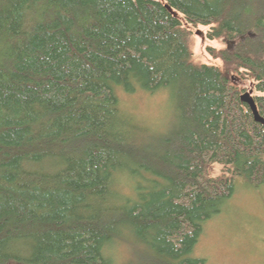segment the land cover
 I'll return each instance as SVG.
<instances>
[{
	"label": "trees",
	"instance_id": "trees-1",
	"mask_svg": "<svg viewBox=\"0 0 264 264\" xmlns=\"http://www.w3.org/2000/svg\"><path fill=\"white\" fill-rule=\"evenodd\" d=\"M247 87L264 119V0H0V264H207L203 224L264 184ZM163 89L162 131L117 95Z\"/></svg>",
	"mask_w": 264,
	"mask_h": 264
},
{
	"label": "rangeland",
	"instance_id": "rangeland-1",
	"mask_svg": "<svg viewBox=\"0 0 264 264\" xmlns=\"http://www.w3.org/2000/svg\"><path fill=\"white\" fill-rule=\"evenodd\" d=\"M197 30L191 36L193 60L221 66L206 47L223 44L206 37L207 26ZM248 90L247 87L245 91ZM251 94H255L253 90ZM117 95L128 103L130 112L142 125L154 131H162L168 125L172 104L167 90H137L133 94L117 91ZM191 255L205 258L207 264H264V184L253 186L238 178L223 209L203 224Z\"/></svg>",
	"mask_w": 264,
	"mask_h": 264
},
{
	"label": "water",
	"instance_id": "water-1",
	"mask_svg": "<svg viewBox=\"0 0 264 264\" xmlns=\"http://www.w3.org/2000/svg\"><path fill=\"white\" fill-rule=\"evenodd\" d=\"M251 89L241 94V100L247 103L253 113L254 119L264 124V119L258 114L254 99L251 94Z\"/></svg>",
	"mask_w": 264,
	"mask_h": 264
}]
</instances>
